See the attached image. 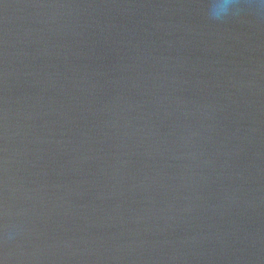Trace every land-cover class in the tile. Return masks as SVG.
<instances>
[{
  "label": "water",
  "instance_id": "95a60500",
  "mask_svg": "<svg viewBox=\"0 0 264 264\" xmlns=\"http://www.w3.org/2000/svg\"><path fill=\"white\" fill-rule=\"evenodd\" d=\"M0 0V264H264V0Z\"/></svg>",
  "mask_w": 264,
  "mask_h": 264
},
{
  "label": "clouds",
  "instance_id": "9594fccd",
  "mask_svg": "<svg viewBox=\"0 0 264 264\" xmlns=\"http://www.w3.org/2000/svg\"><path fill=\"white\" fill-rule=\"evenodd\" d=\"M236 0H216L214 7L212 8L213 18H220L226 15L230 6L234 5Z\"/></svg>",
  "mask_w": 264,
  "mask_h": 264
}]
</instances>
